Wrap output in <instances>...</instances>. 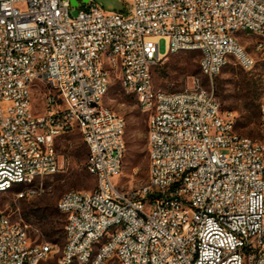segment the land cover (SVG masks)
I'll list each match as a JSON object with an SVG mask.
<instances>
[{"label":"built area","instance_id":"2783aa9c","mask_svg":"<svg viewBox=\"0 0 264 264\" xmlns=\"http://www.w3.org/2000/svg\"><path fill=\"white\" fill-rule=\"evenodd\" d=\"M121 10L106 9L97 0H78L72 15L70 0H0V198L3 179L30 175L23 199L38 190L39 179L61 171L57 139L73 130L61 112L85 121L81 131L89 148L87 164L97 163L101 193L77 190L63 197L69 254L87 255L101 230L114 246L101 249L95 264L117 257L122 264H264V133L255 138L237 131V111L220 116L214 78L221 62L235 58L255 65L254 56L240 47L241 25L258 27V48L264 49V0H121ZM118 35L132 39L119 44ZM9 36V44H2ZM167 51L161 53L160 40ZM99 41L126 48L127 64L114 62L122 89L132 79L148 115L149 182L123 190L114 177L123 167L126 134L122 115L99 106ZM176 47H202L201 72L188 91L159 90L153 69ZM36 69L50 91L36 112ZM65 93L67 107L56 105ZM260 107L264 112V101ZM261 123V119H260ZM54 164L52 173L45 165ZM146 197L155 204L146 205ZM126 219L113 229L112 221ZM51 245L32 240L27 226L0 210V264L27 262V253L46 261ZM19 255V262H11ZM68 261L61 255L60 264Z\"/></svg>","mask_w":264,"mask_h":264},{"label":"rangeland","instance_id":"374dc122","mask_svg":"<svg viewBox=\"0 0 264 264\" xmlns=\"http://www.w3.org/2000/svg\"><path fill=\"white\" fill-rule=\"evenodd\" d=\"M106 9L123 8L121 0H97ZM78 7L72 9L76 15ZM240 42L246 47L256 62L252 68L240 65L231 58L227 65L214 78L215 94L225 110L237 111V131L255 138L262 137L261 103L264 101V49L258 48L259 37L255 34L244 35ZM167 39L160 40V51L166 53ZM201 52L183 50L173 53L153 69L154 84L157 89L179 91L188 89L199 78L203 87L212 88V81L201 72ZM111 87L107 89L103 102L126 119V152L122 172L114 177L123 190L140 187L149 182L150 158L148 144V115L137 103V96L126 93L121 86L119 73L112 75ZM40 85V86H39ZM34 90L36 112H42V100L50 91V85L40 83ZM38 88V89H37ZM256 92V93H255ZM255 93L260 116L246 122L244 115L248 110L246 100ZM61 162V171L41 178L30 197L18 198L17 192L27 189L16 185L14 189L0 198V210L9 213L13 220L27 226L32 240L36 243H50L54 251L43 264H60L66 244V216L58 207L62 196L69 190H93L97 179L87 170L89 148L79 126L72 132L60 136L56 142ZM35 187V184L34 186ZM37 192V193H36ZM106 264H122L113 257Z\"/></svg>","mask_w":264,"mask_h":264},{"label":"bare ground","instance_id":"6f19581e","mask_svg":"<svg viewBox=\"0 0 264 264\" xmlns=\"http://www.w3.org/2000/svg\"><path fill=\"white\" fill-rule=\"evenodd\" d=\"M88 2H91L89 0ZM241 31L248 32V25H241ZM249 34L258 35V27H249ZM119 44H125V46H132V39H126L125 35H118ZM2 44H9V36H2ZM240 47H244V45L240 42ZM98 49H108V53L113 56L114 60L107 59V50H100L99 52V60L101 62V76H97V85H105V80L107 83H111L113 70H114V62H116L118 67H125L127 64V50L126 48H117L115 46H110V42L107 41H99ZM186 50V47H176L171 51V54L178 53L180 51ZM195 50H199L202 55V47H195ZM246 54L249 56L250 53L246 50ZM228 62H221V70L227 65ZM243 66L248 67V63H241ZM201 65V60H200ZM44 77V69H36L35 72V80H38V85L40 83L50 85L48 80H43ZM40 86V85H39ZM37 86L34 87V90ZM125 87L127 89V93L137 96V92H135V84L132 79H125ZM206 88V87H204ZM38 89V88H37ZM107 91V86H100L99 89V106L100 108H107L112 114H118L111 107L104 104L103 99L104 95ZM180 91H188V89L180 90ZM148 104V96H140L139 105L141 107H145ZM56 105L59 107H67V98L65 93H56ZM230 115V110H225L223 107L220 109L221 117H228ZM61 119H69V127L71 130L75 128V126H79L81 131L85 130V121L83 119H79V116H69V112H61ZM126 119L122 117V132L126 134ZM261 132L264 133V112H262L261 108ZM155 151V144H149V152ZM89 158V156H88ZM87 170L90 174L96 177L97 186L93 189V194L101 193V182L98 181V166L97 163H89L87 164ZM123 167L119 168V174L122 172ZM54 171V164H46L45 165V173H52ZM35 184V180L30 179V175H23L15 179L14 177H7V179H3V186H6V193L10 192L14 189L16 185H23L27 189L29 187H33ZM26 190V189H25ZM25 190H20L17 192V195H22ZM77 190H69L67 191L61 198L70 197L76 193ZM34 192V191H33ZM32 192V193H33ZM30 193L26 197H30L32 195ZM37 193V192H36ZM25 197V198H26ZM61 200L59 204H61ZM155 204V197H146V205ZM60 210L64 213V209L60 208ZM123 226H126V219H119V221H112L113 229H121ZM51 245L46 249V260L50 257V255L54 251V245L50 243H46ZM114 246V239L108 238V230H101L98 234V239H96V244H94V250L87 255L84 260V254H69V243L68 238L66 236V244L64 246L62 255H68V261H84V264H95L99 257H101V249H108V247ZM36 261V253H27V262L42 264V262ZM11 262H19V255H11ZM65 264H76L74 262H66Z\"/></svg>","mask_w":264,"mask_h":264},{"label":"trees","instance_id":"16d2710c","mask_svg":"<svg viewBox=\"0 0 264 264\" xmlns=\"http://www.w3.org/2000/svg\"><path fill=\"white\" fill-rule=\"evenodd\" d=\"M255 93H253V95L250 96L248 100H246V106H248V110L245 112V115H244L246 122H252L256 120L258 115L260 116V107H259V112H258V104H256V101L259 96L256 95Z\"/></svg>","mask_w":264,"mask_h":264},{"label":"water","instance_id":"95a60500","mask_svg":"<svg viewBox=\"0 0 264 264\" xmlns=\"http://www.w3.org/2000/svg\"><path fill=\"white\" fill-rule=\"evenodd\" d=\"M71 1V3H72V5L74 6V7H77L78 6V0H70ZM83 2H85V3H87L89 0H82ZM116 8H111V10H115ZM116 10H121V8H118V9H116Z\"/></svg>","mask_w":264,"mask_h":264}]
</instances>
